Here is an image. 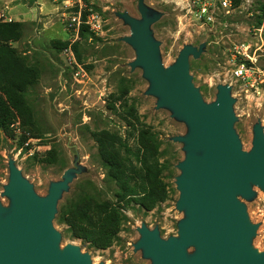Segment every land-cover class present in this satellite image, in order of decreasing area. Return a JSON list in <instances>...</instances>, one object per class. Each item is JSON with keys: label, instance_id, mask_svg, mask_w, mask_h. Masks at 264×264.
Wrapping results in <instances>:
<instances>
[{"label": "rangeland", "instance_id": "374dc122", "mask_svg": "<svg viewBox=\"0 0 264 264\" xmlns=\"http://www.w3.org/2000/svg\"><path fill=\"white\" fill-rule=\"evenodd\" d=\"M139 1L152 20L149 37L157 46L160 65L173 66L180 51L191 47L188 73L203 102L212 103L221 86L229 88L232 129L241 150L251 152L256 127L264 137V0H230L226 7L211 0L210 18L199 17L195 0H0V21L22 25L20 37L10 45L39 69L38 82L25 98L32 114L29 122L0 92V218L13 210L5 193L10 165L39 197L46 196L52 185L64 183L51 219L59 234L57 247L61 252L74 245L91 264H153L138 246L139 229L145 226L166 241H179L180 224L189 218L187 209L178 206L177 177L182 171L177 165L191 151L177 138L188 135L190 128L169 104L158 106L160 96L150 92L152 82L143 68L130 65L136 49L124 40L131 31L126 17L142 21ZM85 26L91 34H81ZM239 45L253 62L234 51ZM242 63H254L263 82L235 77L232 70ZM103 131L141 152L147 146L142 132L151 133L160 142L159 150H166L160 160H168L170 171H165L167 197L149 211L137 205L122 209L126 219L119 238L97 249L72 236L67 224L55 217L62 205L89 185L108 203L115 202V186L107 185L98 157L97 136ZM49 151L56 154L50 164L41 159ZM122 152L113 154L115 161L122 163ZM131 172L126 165L124 174ZM235 197L253 227L248 247L264 252V188L251 182L247 194ZM184 254L193 258L195 245H187Z\"/></svg>", "mask_w": 264, "mask_h": 264}, {"label": "water", "instance_id": "95a60500", "mask_svg": "<svg viewBox=\"0 0 264 264\" xmlns=\"http://www.w3.org/2000/svg\"><path fill=\"white\" fill-rule=\"evenodd\" d=\"M138 5L141 23L126 17L131 31L124 40L137 51L130 65L143 68L152 82L150 92L160 96L158 106L169 104L175 115L186 120L190 132L177 139L185 141L191 151L177 165L182 171L177 177L178 206L189 213L180 224L179 241H166L142 226L138 246L153 264H264V252L247 245L253 227L235 197L236 193L247 194L251 182L264 188V137L256 127L251 152L241 150L232 129L228 86L219 88L212 103L203 102L188 73L189 54L194 53L191 47L180 51L173 66L163 68L149 37L152 20L140 1ZM61 188L64 183H56L46 196L39 197L17 167L10 165L5 193L12 199L13 210L0 218V264H91L89 256L74 245L58 250L59 234L51 219ZM191 244L196 254L187 258L184 249Z\"/></svg>", "mask_w": 264, "mask_h": 264}, {"label": "trees", "instance_id": "16d2710c", "mask_svg": "<svg viewBox=\"0 0 264 264\" xmlns=\"http://www.w3.org/2000/svg\"><path fill=\"white\" fill-rule=\"evenodd\" d=\"M21 26L20 21H0V92L18 109L23 121L29 122L32 114L25 98L28 90L38 82L39 69L27 64L9 43L20 37ZM88 30L85 26L81 34ZM142 134L147 135H142L147 142L144 152L133 149L125 140L108 131L97 136L98 157L105 167L107 185L115 186L112 189L115 202L108 203L89 185V189L83 188L78 192L77 198L62 205L56 221L66 223V230L75 238L89 242L97 249L108 247L119 238L120 224L126 219L122 209L137 205L139 209L149 211L167 197L169 183L165 180V171H170V167L167 159L160 160L166 150H159L160 142L151 133ZM121 150L122 163L113 157ZM55 158L56 154L49 151L41 159L50 164L55 162ZM126 165L131 173L124 174Z\"/></svg>", "mask_w": 264, "mask_h": 264}, {"label": "built area", "instance_id": "2783aa9c", "mask_svg": "<svg viewBox=\"0 0 264 264\" xmlns=\"http://www.w3.org/2000/svg\"><path fill=\"white\" fill-rule=\"evenodd\" d=\"M198 2V14L199 17H206L210 18V12L212 11V7L214 6L211 0H195ZM230 3V0H219V4L222 7H226ZM234 51L239 54H243L247 56L252 62L253 57L247 53L244 49L243 45L236 46ZM261 70L254 66V63L251 65H244V63L239 64L232 70V73L235 77L243 79L245 81H252V82H263V78L258 74ZM262 73V72H261Z\"/></svg>", "mask_w": 264, "mask_h": 264}]
</instances>
